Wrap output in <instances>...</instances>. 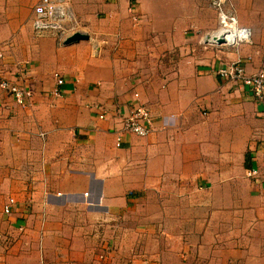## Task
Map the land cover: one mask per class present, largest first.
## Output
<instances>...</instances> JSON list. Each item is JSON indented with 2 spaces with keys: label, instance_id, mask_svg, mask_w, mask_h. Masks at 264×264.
Returning a JSON list of instances; mask_svg holds the SVG:
<instances>
[{
  "label": "crops",
  "instance_id": "crops-1",
  "mask_svg": "<svg viewBox=\"0 0 264 264\" xmlns=\"http://www.w3.org/2000/svg\"><path fill=\"white\" fill-rule=\"evenodd\" d=\"M37 1L0 0V78L24 61L31 92L0 91V264H264V106L213 73L258 67L264 0H226L235 49L201 43L208 0H56L86 36L68 44L31 33ZM136 102L151 130L116 148Z\"/></svg>",
  "mask_w": 264,
  "mask_h": 264
},
{
  "label": "built area",
  "instance_id": "built-area-1",
  "mask_svg": "<svg viewBox=\"0 0 264 264\" xmlns=\"http://www.w3.org/2000/svg\"><path fill=\"white\" fill-rule=\"evenodd\" d=\"M208 6L214 12L216 27L202 37L201 43L209 46L222 45L226 48L235 49L240 44L250 42L249 28L237 24L226 0H208ZM29 24L34 36H51L56 42H60L67 37H65L67 33L72 31L74 20L66 7L56 0H38L31 7ZM218 38L222 39V43L217 44L215 42ZM247 61L248 57L237 56L232 61L215 68L213 73L219 79L241 88L252 100L264 106V47L261 50L259 65L254 72H245ZM24 65V61H18L14 64V80L8 81L0 78V91L20 107L28 106L31 99V92L22 84ZM52 79L54 85L49 94L56 98L60 95L62 80L57 74H52ZM132 97L137 100L135 93L132 94ZM103 116L104 114L101 112L97 117L101 119ZM114 117L117 121V128L112 129L111 133L114 137L113 146L116 148L119 146L122 134L128 133L142 137L151 130L150 112L143 103L130 104L126 114L116 111ZM256 175L257 171L255 170L245 171V176L248 178H254ZM12 204V198H7L1 206V212L8 214Z\"/></svg>",
  "mask_w": 264,
  "mask_h": 264
},
{
  "label": "water",
  "instance_id": "water-1",
  "mask_svg": "<svg viewBox=\"0 0 264 264\" xmlns=\"http://www.w3.org/2000/svg\"><path fill=\"white\" fill-rule=\"evenodd\" d=\"M84 39H86L85 35L75 32L71 34L70 36H67L66 38H64L62 41V44H68V43H72V42H76L78 40H84ZM215 42L217 44L222 43V39L218 38Z\"/></svg>",
  "mask_w": 264,
  "mask_h": 264
}]
</instances>
